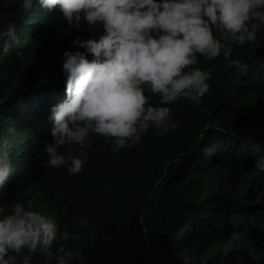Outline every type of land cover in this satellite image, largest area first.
<instances>
[{"label": "trees", "instance_id": "1", "mask_svg": "<svg viewBox=\"0 0 264 264\" xmlns=\"http://www.w3.org/2000/svg\"><path fill=\"white\" fill-rule=\"evenodd\" d=\"M9 22L18 39L7 42V53L0 45V136L12 172L0 185V204L10 210L18 196L32 200L61 230L67 225L73 238L64 243L83 257L73 264H185L186 257L190 264H264V27L255 43L232 45L231 60L246 71L223 55L199 58L210 91L199 104L167 105L174 132L150 129L119 153L92 136L83 171L69 175L66 166L47 165L45 150L55 143L51 110L66 99L61 57L85 51L73 40H99L103 26L82 22L77 30L58 7L33 0L25 11L17 0H0V31ZM81 217L92 227H81ZM59 243L52 257L37 253L31 264H56Z\"/></svg>", "mask_w": 264, "mask_h": 264}, {"label": "clouds", "instance_id": "2", "mask_svg": "<svg viewBox=\"0 0 264 264\" xmlns=\"http://www.w3.org/2000/svg\"><path fill=\"white\" fill-rule=\"evenodd\" d=\"M17 2L26 11L33 0ZM39 2L49 11L58 7L69 27L79 30L84 22L89 27L101 23L104 29L99 40H73L85 51H65L61 57L66 99L51 110L55 143L45 150L47 165L66 166L69 175L83 171L92 136L119 153L138 145L150 129L159 135L174 132L178 125L167 105L181 98L199 104L210 91V73L197 66L199 58L211 61L223 55L230 67L246 71V64L231 60L232 45L255 43L264 27V0ZM17 39L16 25L9 22L0 31L2 51L7 53V42ZM153 97H159L158 105ZM11 172L7 141L0 136V185ZM77 222L92 227L86 217ZM83 235L77 234L81 239ZM72 238L67 225L61 230L32 200L25 203L18 196L10 210L0 204V264H31L37 253L52 257L58 241L56 264H73L83 257L64 243ZM185 264H190L187 257Z\"/></svg>", "mask_w": 264, "mask_h": 264}]
</instances>
